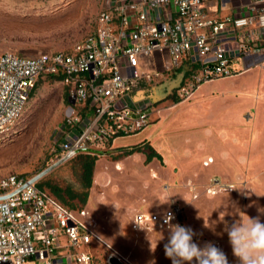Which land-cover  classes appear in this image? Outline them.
<instances>
[{"label":"rangeland","instance_id":"rangeland-1","mask_svg":"<svg viewBox=\"0 0 264 264\" xmlns=\"http://www.w3.org/2000/svg\"><path fill=\"white\" fill-rule=\"evenodd\" d=\"M101 8V0H0V53L69 52L94 32ZM161 58L167 71L160 82L132 94L158 113L142 131L116 138L96 157L81 208L102 244L83 249L91 264H104L106 246L129 264H172L164 252L169 230H132L137 214L179 208V224L193 230V242L201 248L208 242L218 247L227 238L225 225L244 214L264 221V64L202 84L190 99L176 101L173 90L187 66L172 72L167 55ZM68 105L58 81L36 80L13 131L0 137V178L29 179L48 167ZM208 130L213 132L209 140ZM234 131L240 132L238 141L236 135L224 137ZM142 141L160 160L147 163L142 153L123 156V148ZM207 157L214 164L202 167ZM77 168L74 160L67 161L38 181L78 190Z\"/></svg>","mask_w":264,"mask_h":264},{"label":"built area","instance_id":"built-area-1","mask_svg":"<svg viewBox=\"0 0 264 264\" xmlns=\"http://www.w3.org/2000/svg\"><path fill=\"white\" fill-rule=\"evenodd\" d=\"M101 4L94 32L69 52L0 53V137L12 132L39 77L50 75L66 92L69 105L46 173L79 154L97 157L116 138L149 124L158 109L132 94L160 82L167 71L163 55L169 71L187 66L173 90L178 101L190 99L202 84L264 64V0ZM35 176L0 178V264H91L83 249L101 243L84 221L85 211L60 206L36 186ZM181 214L177 207L137 214L130 229L168 230L169 223L181 222ZM105 249L104 264H129Z\"/></svg>","mask_w":264,"mask_h":264},{"label":"clouds","instance_id":"clouds-1","mask_svg":"<svg viewBox=\"0 0 264 264\" xmlns=\"http://www.w3.org/2000/svg\"><path fill=\"white\" fill-rule=\"evenodd\" d=\"M168 230L164 252L172 264H228L226 254L211 242L202 248L194 243L191 228L169 223ZM225 231L239 264H264V223L259 216L244 214V219L226 224Z\"/></svg>","mask_w":264,"mask_h":264},{"label":"trees","instance_id":"trees-1","mask_svg":"<svg viewBox=\"0 0 264 264\" xmlns=\"http://www.w3.org/2000/svg\"><path fill=\"white\" fill-rule=\"evenodd\" d=\"M187 72L188 71L184 72L183 76H185ZM43 77L54 81L57 80L55 78L50 77V75L41 76L39 78H43ZM31 91L29 92L28 97L31 94ZM175 100L178 101L177 98H175ZM141 147L145 148V151H143ZM123 149H124L123 156H130L134 153H142L145 157V162L147 163L150 162V160L152 159L160 160V156L145 141H142L133 146L125 147ZM71 160H74L78 167L76 174L78 190L72 189L69 186L60 187L55 184H51L49 181L43 179L37 181L36 186L42 191H44L51 198H53L60 206L66 208L67 210L77 212L80 211L81 208L85 205L88 195V189L90 188L91 185V177H92L93 167L96 161V156L79 154L76 155Z\"/></svg>","mask_w":264,"mask_h":264},{"label":"crops","instance_id":"crops-1","mask_svg":"<svg viewBox=\"0 0 264 264\" xmlns=\"http://www.w3.org/2000/svg\"><path fill=\"white\" fill-rule=\"evenodd\" d=\"M43 53V52H42ZM46 53H48V52H46ZM213 132H210L209 130L207 131V134H208V136H207V138H208V140H209V138H212V137H210L211 136V134H212ZM230 133H233V134H230ZM226 134V133H225ZM239 134H240V132H236V131H234V132H229V133H227L226 135H224V137H227V138H229V137H233L234 138V136L236 135V139L235 140H237L238 141V136H239ZM219 138V137H218ZM210 142V141H209ZM199 147H202L203 148V151L205 150V147L204 146H201V144L199 145ZM201 150V148L199 149V151ZM207 151V150H206ZM223 155V154H222ZM256 157V156H255ZM206 159V161L204 162V163H202L201 164V162L204 160V159H201V161H200V165L202 166V167H204V166H208L209 164H214V159L212 160V158H210V157H207V158H205ZM212 160V161H211ZM227 159H226V156H224V157H221V163H222V161L224 162V161H226ZM233 161H234V159H233ZM212 162V163H211ZM208 163V164H207ZM235 164H237L239 167H240V164L238 163V162H235ZM242 164V163H241ZM196 171V174H198L199 175V172H200V170H195ZM211 174H213V173H211ZM210 175V174H209ZM209 175H207V176H205V175H202L201 177H202V179H203V177L205 178V177H207L208 178V176ZM200 176V175H199ZM262 223H264V221H261ZM224 233V232H223ZM225 233L227 234V232L225 231ZM218 248L219 249H221L225 254H226V256H227V259H228V264H239V261H238V259L233 255V251H232V247H231V245H230V243H229V238H228V234H227V238H226V240H221L220 241V245L218 246Z\"/></svg>","mask_w":264,"mask_h":264},{"label":"water","instance_id":"water-1","mask_svg":"<svg viewBox=\"0 0 264 264\" xmlns=\"http://www.w3.org/2000/svg\"><path fill=\"white\" fill-rule=\"evenodd\" d=\"M45 173H46L45 170H44V171H41L39 174H37V175L35 176V179H39V178H41L42 176L45 175Z\"/></svg>","mask_w":264,"mask_h":264}]
</instances>
